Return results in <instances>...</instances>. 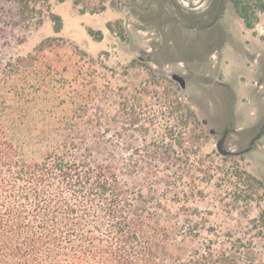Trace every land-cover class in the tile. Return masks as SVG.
<instances>
[{
  "label": "trees",
  "instance_id": "16d2710c",
  "mask_svg": "<svg viewBox=\"0 0 264 264\" xmlns=\"http://www.w3.org/2000/svg\"><path fill=\"white\" fill-rule=\"evenodd\" d=\"M231 2L255 28L264 0ZM50 18L60 32L62 17ZM54 41L0 67V264H264L230 234L204 236L198 209L180 207L182 222L173 213L170 202L190 201L212 176L202 150L186 145L191 133L206 136L191 107L177 101L160 117L144 110L142 95L126 93L113 113L90 111L61 95L85 86L89 73L76 63L74 76L55 79L70 68L44 59ZM257 221L264 227V209Z\"/></svg>",
  "mask_w": 264,
  "mask_h": 264
},
{
  "label": "rangeland",
  "instance_id": "374dc122",
  "mask_svg": "<svg viewBox=\"0 0 264 264\" xmlns=\"http://www.w3.org/2000/svg\"><path fill=\"white\" fill-rule=\"evenodd\" d=\"M125 1L129 0H0V67L55 39L44 59L52 65H66L70 72L53 74L54 78L74 76L76 63L89 73L85 86L75 84L76 91L66 87L61 95L75 97L90 111L101 106L113 113L121 101L119 95L126 93L142 95L144 110L160 117L177 101L191 107L206 136L195 139L200 131L191 133L186 145L191 150L195 144V149L202 150L206 155L203 169L212 176L199 184L200 192L190 201L170 202L173 213L178 214L184 205L198 209L201 217L194 219L204 218L209 229L204 236L215 239L214 229L221 235L230 234L245 246L242 249L251 247L263 260L264 227L257 220L264 209V12H258L255 28L248 29L227 0L219 18L226 37L223 47L215 46L216 54L205 61L178 62L168 58L171 53L183 55L188 50L182 36L185 29L178 28L175 39L180 42L174 41L176 34L173 42H164L173 31V24L165 23L166 14L154 6L155 14L141 17L139 8L125 6ZM175 1L189 14L205 7L204 0ZM52 13L62 17L60 32L54 30ZM109 23L115 31L108 28ZM89 28L94 33L101 30L103 38L98 41ZM198 35L204 38L197 32L192 37ZM59 57L63 62H57ZM89 57L93 61L87 62ZM40 69L45 71L44 66ZM173 72L185 76L184 90L168 76ZM104 97L107 99L101 101ZM261 125L263 131L257 135ZM220 139L223 147L236 154L228 157L219 153L216 143ZM213 160L217 169L213 165L209 170ZM174 169L180 173L179 168ZM245 173L256 176L261 185L249 181ZM185 182L183 187L190 194L193 183L189 177ZM178 218L182 222L183 214Z\"/></svg>",
  "mask_w": 264,
  "mask_h": 264
},
{
  "label": "flooded vegetation",
  "instance_id": "af4514ba",
  "mask_svg": "<svg viewBox=\"0 0 264 264\" xmlns=\"http://www.w3.org/2000/svg\"><path fill=\"white\" fill-rule=\"evenodd\" d=\"M204 1L205 7L191 14L182 12L183 9L175 0H129L125 1L124 4L128 7H138L142 12L141 17L155 14L157 10H154V6L158 9L160 8L161 13L166 14L165 23L173 24V31L171 35H169L170 39H165L164 42H173L172 37H174L175 34L174 41L176 42L179 40L180 42L181 39H175L179 34L178 28L185 29L182 36L188 50L184 51L185 54L183 55L171 53L168 58L170 61L181 62L183 60L188 62L190 59L192 61L196 60L197 62H202L214 56V54H216L215 46L221 49L223 47L222 41L226 39L223 28L219 23V18L227 0ZM198 12L201 13L198 15ZM193 32L202 33V37L204 38H199L200 35L197 36L198 38H193ZM169 47L172 48L173 46L170 45ZM153 58L157 60L158 57L156 53ZM263 122L264 117L261 123ZM262 127L263 125L259 127L262 130H260L257 135L263 131Z\"/></svg>",
  "mask_w": 264,
  "mask_h": 264
},
{
  "label": "water",
  "instance_id": "95a60500",
  "mask_svg": "<svg viewBox=\"0 0 264 264\" xmlns=\"http://www.w3.org/2000/svg\"><path fill=\"white\" fill-rule=\"evenodd\" d=\"M168 76L171 79H173L176 82H178L183 90L186 88V78H185V76H183V75H181L180 73H177V72H173V73H171ZM203 124H205L204 121H203ZM210 133L212 134L213 131L210 130ZM216 147H217L218 152L223 154V155H225V156L226 155L236 154V153H234V151L228 150L227 148L223 147V141L221 139L217 141Z\"/></svg>",
  "mask_w": 264,
  "mask_h": 264
}]
</instances>
